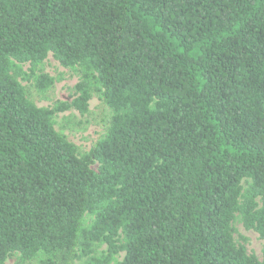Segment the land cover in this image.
Here are the masks:
<instances>
[{
  "label": "trees",
  "instance_id": "1",
  "mask_svg": "<svg viewBox=\"0 0 264 264\" xmlns=\"http://www.w3.org/2000/svg\"><path fill=\"white\" fill-rule=\"evenodd\" d=\"M49 54L82 81L38 108ZM93 91L112 115L79 156L53 117ZM237 217L264 240V0H0V264H264Z\"/></svg>",
  "mask_w": 264,
  "mask_h": 264
},
{
  "label": "rangeland",
  "instance_id": "2",
  "mask_svg": "<svg viewBox=\"0 0 264 264\" xmlns=\"http://www.w3.org/2000/svg\"><path fill=\"white\" fill-rule=\"evenodd\" d=\"M20 67L28 76L30 66L21 65ZM35 75H46L53 80L52 86L43 91L36 87L34 77H29L27 81H20L27 99L38 108L49 109L58 103H71L78 96L76 86L82 81V74L78 67L65 68L49 54L45 61L35 69ZM111 115L112 112L104 104L101 94L93 91L85 114L71 108L55 114L53 125L56 132L75 146L78 155L83 156L103 138ZM91 168L96 171L97 165H92ZM248 183L249 180L242 182L243 189L248 187ZM85 219L84 223L88 225L90 219L88 217ZM232 239L235 246H244L248 255L254 256L260 262L264 260V240H261L256 232L245 229L238 217L232 223ZM104 250L105 246L94 248L97 255ZM123 256L124 254H119L116 260L120 261ZM86 260L87 258L75 259L70 264H85ZM4 264H37V262L23 261L18 253H13Z\"/></svg>",
  "mask_w": 264,
  "mask_h": 264
}]
</instances>
